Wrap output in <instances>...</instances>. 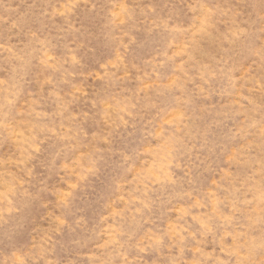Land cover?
Masks as SVG:
<instances>
[{
  "label": "rangeland",
  "instance_id": "rangeland-1",
  "mask_svg": "<svg viewBox=\"0 0 264 264\" xmlns=\"http://www.w3.org/2000/svg\"><path fill=\"white\" fill-rule=\"evenodd\" d=\"M0 264H264V0H0Z\"/></svg>",
  "mask_w": 264,
  "mask_h": 264
}]
</instances>
